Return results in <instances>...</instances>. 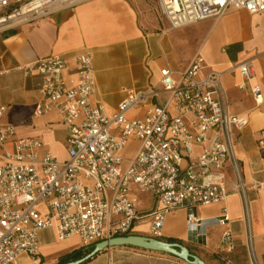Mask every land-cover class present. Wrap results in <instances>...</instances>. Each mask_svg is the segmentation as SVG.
Masks as SVG:
<instances>
[{
  "label": "built area",
  "instance_id": "2783aa9c",
  "mask_svg": "<svg viewBox=\"0 0 264 264\" xmlns=\"http://www.w3.org/2000/svg\"><path fill=\"white\" fill-rule=\"evenodd\" d=\"M75 1L0 0V33ZM156 3L172 28L219 19L230 9L264 12V0ZM66 66L62 56L50 55L19 67L39 74L40 98L34 114L55 110L65 126V160L48 151L39 154L42 143L37 138L16 136L15 127L3 123L5 107L0 105V264H15L21 254L37 255L38 233L44 229H54L59 240L76 236L92 244L132 234L135 223L149 216L148 236L163 240L165 216L179 208L188 209L186 225L201 236V222L193 208L226 201V164L234 172L233 189L241 194L247 214L232 131L245 128L248 120L226 109L222 71L209 69L201 76L204 59L196 54L178 79L165 67L157 83L148 88H124V100L107 114L100 104L91 103L95 86L91 55L75 56L77 81L72 86L63 76ZM234 67L247 82L255 77L251 61ZM248 90L256 105H264L258 84L249 83ZM140 110L141 114L129 115ZM259 133L258 144L264 148V128ZM131 139L139 145L125 156ZM194 146L200 150L195 152ZM136 192L150 194L154 206L139 211ZM227 221L223 209L211 223ZM221 243L232 249L230 231L223 232ZM246 246L251 264H258L248 221Z\"/></svg>",
  "mask_w": 264,
  "mask_h": 264
},
{
  "label": "crops",
  "instance_id": "0c3cea01",
  "mask_svg": "<svg viewBox=\"0 0 264 264\" xmlns=\"http://www.w3.org/2000/svg\"><path fill=\"white\" fill-rule=\"evenodd\" d=\"M251 19L264 22V12L250 14L243 9H230L219 19L187 25L189 35L184 36L180 29L186 25L170 27L159 14L157 3L153 11L147 0H77L57 5L47 15L30 18L0 33V105L5 107L2 121L13 125L18 137L39 139L42 143L39 154L48 151L56 159L65 160L68 148L65 126L55 110L34 114L35 103L40 98L39 74L20 66L31 65L38 58L60 55L67 63L63 72L65 82L72 86L77 81L75 56L89 53L95 73L91 103L100 104L107 114H112L125 98L124 88H148L157 83L159 72L165 67L178 79L193 57L200 54L205 64L200 75L209 69L222 71L226 109L231 115L248 120L245 128L232 131L247 214L241 194L233 189L234 172L226 164L223 169L229 190L226 201L193 208L203 235L188 229V209L179 208L165 216L163 240L185 245L207 264H251L246 246L248 221L256 260L264 264V148L258 144L259 131L264 128V105H256L248 90V84L255 83L264 92V34H250ZM253 30L257 33L259 28ZM244 60L251 61L254 68L255 77L250 82L234 67ZM138 113L142 110L129 115ZM136 144L137 140L131 139L125 151ZM199 150L194 146L195 152ZM135 196L139 211L146 212L154 206L150 194L136 192ZM223 209L227 223H211L222 215ZM150 221L147 216L135 223L132 234L148 236ZM227 230L232 235L231 250L221 243ZM88 245L76 236L59 240L54 229H44L38 233L37 255L21 254L15 264H59L68 253ZM81 264L188 263L166 253L112 246Z\"/></svg>",
  "mask_w": 264,
  "mask_h": 264
},
{
  "label": "water",
  "instance_id": "95a60500",
  "mask_svg": "<svg viewBox=\"0 0 264 264\" xmlns=\"http://www.w3.org/2000/svg\"><path fill=\"white\" fill-rule=\"evenodd\" d=\"M112 246H129L143 250L166 253L175 256L177 258H180L181 260L187 262L188 264H207L199 256L191 254L189 249L185 245H182L177 242L160 240L140 234L116 236L99 241L94 244L92 251L88 253L86 256L65 264H81L87 259L97 254L98 252H101Z\"/></svg>",
  "mask_w": 264,
  "mask_h": 264
},
{
  "label": "rangeland",
  "instance_id": "374dc122",
  "mask_svg": "<svg viewBox=\"0 0 264 264\" xmlns=\"http://www.w3.org/2000/svg\"><path fill=\"white\" fill-rule=\"evenodd\" d=\"M147 2H148V4H150L151 10L155 11L156 0H147ZM227 25H228V23H226V27H227ZM253 27H258L259 31L257 33H255V31L253 30ZM189 28L190 27L186 25V27H183L182 29H180L181 32L184 34V36L189 35L188 31H187V30H189ZM248 30L252 36H256V34H264V22L254 21L253 19H251V21L248 24ZM258 47H260V46L258 45ZM138 145H139V142L137 141L136 146H129L127 151L124 152L125 156L132 155L134 153V151L137 149Z\"/></svg>",
  "mask_w": 264,
  "mask_h": 264
},
{
  "label": "trees",
  "instance_id": "16d2710c",
  "mask_svg": "<svg viewBox=\"0 0 264 264\" xmlns=\"http://www.w3.org/2000/svg\"><path fill=\"white\" fill-rule=\"evenodd\" d=\"M94 244L95 243H92L84 248L73 250L72 252L68 253L59 264H65L83 258L92 251Z\"/></svg>",
  "mask_w": 264,
  "mask_h": 264
}]
</instances>
